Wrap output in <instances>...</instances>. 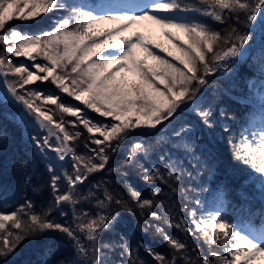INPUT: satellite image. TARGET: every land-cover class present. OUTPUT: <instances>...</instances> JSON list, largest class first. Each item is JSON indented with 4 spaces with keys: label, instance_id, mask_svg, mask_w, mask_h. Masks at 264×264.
<instances>
[{
    "label": "snow or ice",
    "instance_id": "snow-or-ice-1",
    "mask_svg": "<svg viewBox=\"0 0 264 264\" xmlns=\"http://www.w3.org/2000/svg\"><path fill=\"white\" fill-rule=\"evenodd\" d=\"M57 12L64 15L48 30L28 32L12 26L14 20L34 21ZM199 17L226 24L227 30H214ZM256 24L264 26V0H109L102 5L84 0H0V78L6 86V91L0 89V101L12 100L18 106L13 120L38 129L30 139L45 161L52 197L46 207L25 200L11 210H0V264H13L26 241L50 233L66 237L74 257L46 259L44 264H108L102 249L112 245L101 244L102 234L119 220L113 206L131 212L130 202L141 215L164 220L187 236H198L215 246L203 255L184 239L155 226L171 251L165 255L141 242L138 247L154 264H264V212L259 228L251 223L241 228L220 209L198 216L192 208L189 223L183 217L177 220L174 213L165 219L155 210V195L162 188H152L153 198H145L131 184L126 185V195L104 184L92 185L87 193L82 190L92 174L106 170L111 154L137 130L142 136L158 132L186 107L205 127L213 128V105L202 102L209 77L234 72ZM241 25L248 26L247 30ZM151 26L162 30L170 47L139 30H151ZM10 57L31 63L14 62ZM38 83H50L57 91H42ZM60 94L84 107L65 104ZM86 109L105 120H93ZM81 126L88 134L85 155L75 148L84 135ZM191 132V126L183 124L158 139L156 144L162 149L171 147L148 167L140 160L153 154L152 146L138 139L129 146L126 162L135 164L149 185L171 187L183 173L172 150L192 154ZM224 132L230 129L225 126ZM194 140L202 143L199 137ZM228 143L232 159L248 167L264 189V123L255 130L244 128L239 140ZM92 201L95 211L78 207ZM195 203L200 206L202 202L196 199ZM69 208L70 221L57 219L69 217ZM119 247L125 257L121 264H146L138 248L127 242ZM44 254L55 257V250L46 248Z\"/></svg>",
    "mask_w": 264,
    "mask_h": 264
},
{
    "label": "trees",
    "instance_id": "trees-1",
    "mask_svg": "<svg viewBox=\"0 0 264 264\" xmlns=\"http://www.w3.org/2000/svg\"><path fill=\"white\" fill-rule=\"evenodd\" d=\"M55 14H43L33 22L14 20L12 26L23 31L38 32L54 19ZM199 18L214 30H227L226 24L207 17ZM231 23H236L234 18ZM241 27L247 30L248 26ZM257 48L255 51L259 52V56L252 61L251 58L256 55L249 53L245 58L239 59V63L234 65L233 75L223 76L217 73L209 77L210 84L204 91L202 102L213 105L215 125L213 128L205 127L186 107L170 124L161 126L158 132L142 136L141 130H137L128 136L118 152L111 154L106 170L92 174L88 179L90 183H85L82 190L87 193L90 187L88 184H104L113 192L126 195V185L131 184L145 198H153L152 188H162L163 191L155 195L157 200L155 210L165 219L171 218L174 213L177 220L183 217L190 223L188 212L192 208L197 209L198 216L206 211L220 209L237 226L241 223L248 226L251 223L259 228L262 223L261 213L264 212V189L248 167L232 159V148L228 143L230 139H240L241 132L247 126V118L252 116L257 108L249 98V89L250 81L254 77H259L256 72L261 64L264 65L263 38L257 44ZM48 86L49 83H44L39 88L46 89ZM221 111L225 113L224 116L220 115ZM90 116L96 119V116ZM183 124H188L192 128L189 139L193 143L194 152L187 154L172 150L173 159L179 161V166L183 170L180 180L174 181L171 186L176 187L177 191L172 192L171 187L159 183L149 185L140 178L139 168L126 162L129 146L134 141L143 139L151 144L153 154L148 159L141 158L140 163L146 167L154 162L158 163L156 157L162 150H168L171 146L165 145L162 149L156 141ZM225 126L230 132H224ZM36 132L33 128V133ZM28 133L31 131L26 130V126L18 119L13 120L5 102L0 101V210H11L25 200H31L38 208L46 207L51 202L49 173L45 161L37 153ZM195 137H199L202 143H197ZM85 140L86 135L80 141ZM188 172L192 175L188 176ZM28 177L31 179L26 182ZM196 199L202 202L200 206L196 205ZM94 203L95 201H92L78 207L95 211ZM130 206L133 209L131 212L114 205L112 211L114 214L119 213V220L112 230L102 234L101 244L112 245L108 249H102L106 253L108 264H121L125 259L119 247L124 242L138 248L137 254L146 264H154V261L143 247H138L141 242L168 255L171 250L156 233L155 226L164 228L169 235L184 239L190 248L198 249L203 255H208L210 247H215L205 244L198 236H187L182 230L172 227L164 220L154 221L150 216L141 215L134 202H130ZM68 211L69 217L57 219L70 221L71 208ZM142 227H147V231H142ZM121 237L124 239L121 240ZM46 248L54 249L55 257L50 255L46 257L44 254ZM215 250L223 251L220 248ZM73 257L71 242L59 233H50L41 239L26 241L18 249L13 264H44L46 259Z\"/></svg>",
    "mask_w": 264,
    "mask_h": 264
},
{
    "label": "rangeland",
    "instance_id": "rangeland-1",
    "mask_svg": "<svg viewBox=\"0 0 264 264\" xmlns=\"http://www.w3.org/2000/svg\"><path fill=\"white\" fill-rule=\"evenodd\" d=\"M85 3L89 4V5H102L105 3H108L109 0H84ZM64 15V13L62 12H57L55 14L54 19H52L49 24L47 26H44L45 28H41V30H48L50 29L54 22L60 17ZM37 20V19H36ZM35 21V20H34ZM25 22H33V21H25ZM107 27H112V25H107ZM140 31H144L146 36H149L153 41L159 42V43H163L166 47H170V43L168 41V39L162 34V30L159 29L158 26H151V30H146L145 28L141 27L139 28ZM29 32V31H28ZM251 35H252V39L249 41V44L246 46V50L243 53V56L240 58H245L249 53H253L256 56H253L251 58V60L253 61V58H256L259 56V52L257 53L255 50L258 49L257 48V44L260 42V40L263 38L264 40V26H261L260 24H256L255 27L252 28L251 30ZM107 51H111V50H107ZM159 51V50H156ZM162 55H166L161 53ZM11 59L15 58V57H10ZM16 60L13 59L14 62H20V63H26V64H30V61L25 60L24 58H15ZM259 66V65H258ZM111 67V66H110ZM258 68V67H257ZM256 68V69H257ZM235 71V68H234ZM234 73V72H233ZM233 73H221L223 76H230L233 75ZM256 74L259 77H254L251 81H250V95L249 98L252 100V102L254 103V105H256V111L252 114V116H250L249 118H247V128H249L250 130H255L256 128H258L261 123H264V65L261 64L259 69L257 70ZM129 78L131 79L132 77L129 76ZM44 85V83H38V87ZM34 86V87H37ZM0 89H4L6 91V86L4 85H0ZM41 89V88H40ZM42 91H57L55 89V87L53 85H51L49 83L48 88L46 89H41ZM61 98L63 100V102L65 104H77L79 105L78 101H75L73 98L68 97L66 94H60ZM66 100H70L69 102H66ZM7 109L10 113V115L12 116L13 113L17 112V108L18 106L12 101V100H4ZM251 103V102H250ZM253 105V104H252ZM80 107H84L83 105H79ZM87 115L89 117H91L93 120H105V118L99 117L98 114L91 112V110H87ZM96 116V119L93 118L92 116ZM66 119L71 120L73 119L72 117H66ZM110 119V118H109ZM107 122V121H105ZM26 126V130L31 131L30 134H34L33 133V126L31 125H25ZM245 127V128H246ZM80 131H82L84 133V135H86V140L85 141H78L75 145V148L77 150V152L81 155H85L88 153V149L85 148V144L88 143V134L86 132V130H84L82 128V126L79 128ZM29 134V133H28ZM30 134L28 135L30 137ZM83 135V136H84ZM82 136V137H83ZM81 137V138H82ZM91 147H95L94 145H91ZM69 171H71V169H68ZM90 183V181L88 180L86 183ZM91 187L92 184H88V187ZM240 225V224H239ZM238 225V226H239ZM249 225V224H248ZM247 225L241 223L240 227L243 228Z\"/></svg>",
    "mask_w": 264,
    "mask_h": 264
},
{
    "label": "water",
    "instance_id": "water-1",
    "mask_svg": "<svg viewBox=\"0 0 264 264\" xmlns=\"http://www.w3.org/2000/svg\"><path fill=\"white\" fill-rule=\"evenodd\" d=\"M0 85H3V78H0ZM36 128V127H35ZM37 129V128H36ZM38 130V129H37Z\"/></svg>",
    "mask_w": 264,
    "mask_h": 264
},
{
    "label": "bare ground",
    "instance_id": "bare-ground-1",
    "mask_svg": "<svg viewBox=\"0 0 264 264\" xmlns=\"http://www.w3.org/2000/svg\"><path fill=\"white\" fill-rule=\"evenodd\" d=\"M48 24H49V22H48ZM43 28H45V27H43ZM43 28H42V29H43ZM39 31H43V30H39ZM39 31H38V32H39Z\"/></svg>",
    "mask_w": 264,
    "mask_h": 264
}]
</instances>
